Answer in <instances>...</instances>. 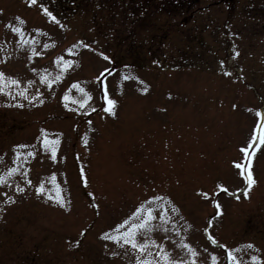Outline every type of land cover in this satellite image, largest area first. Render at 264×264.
I'll use <instances>...</instances> for the list:
<instances>
[{"label":"rangeland","instance_id":"374dc122","mask_svg":"<svg viewBox=\"0 0 264 264\" xmlns=\"http://www.w3.org/2000/svg\"><path fill=\"white\" fill-rule=\"evenodd\" d=\"M258 12L254 44L236 63L221 60L236 51L221 49L219 35L203 28L201 45L175 56L169 50L174 62L158 66L146 64L139 48L126 53L111 48L108 35L85 31L88 20L78 18V32L66 28L74 18L54 29L37 3L0 0V264H163L162 252L180 264H213V257L230 264L229 251L238 264H254L253 256L264 264L260 133L249 148L251 188L236 166L247 165L241 149L261 119L257 111L264 113ZM197 13L189 21L202 27L207 12ZM213 26L221 31L219 18ZM57 57L72 63L62 70ZM105 95L116 102L112 112L105 111ZM45 136L57 141L55 157ZM148 208V228L135 237L148 242L143 252L106 238L139 223Z\"/></svg>","mask_w":264,"mask_h":264},{"label":"flooded vegetation","instance_id":"af4514ba","mask_svg":"<svg viewBox=\"0 0 264 264\" xmlns=\"http://www.w3.org/2000/svg\"><path fill=\"white\" fill-rule=\"evenodd\" d=\"M257 1L264 5V0ZM37 4L48 8L55 16L53 21L46 15L54 23L50 24L52 28L62 30L63 24L74 18V25L67 24L66 28L78 32V18L80 21L88 20L85 31L93 27L102 38L108 35L111 48L126 53L141 49L144 53L142 60L151 65L174 62L173 57H167L169 50H176L173 56L180 49L191 50L196 44L201 45L197 35L203 28L211 35H219L221 49L236 51V57L221 60L236 63L241 51L251 49L254 44L259 28V9L264 15L263 6L256 4L255 0H38ZM212 9L219 15H211ZM201 10L207 12L206 20L201 22L202 27H197V21L189 19H198L197 12ZM216 17L220 21V32L214 31ZM139 32L144 34L143 39L132 37ZM92 38L97 36L93 34ZM179 38L180 41L175 42ZM146 41V48L142 49L140 46ZM188 57L193 58L186 56L183 61Z\"/></svg>","mask_w":264,"mask_h":264},{"label":"snow or ice","instance_id":"6c2138e0","mask_svg":"<svg viewBox=\"0 0 264 264\" xmlns=\"http://www.w3.org/2000/svg\"><path fill=\"white\" fill-rule=\"evenodd\" d=\"M38 2V0H28V4L29 6L33 5V4H36ZM41 9L42 11L50 18L52 19L53 21H55V16L53 15V13L46 7H43V5H41ZM17 21H19L20 24H23L24 21L22 20L21 17H16L15 18ZM6 27H11V30L14 32V33H17V34H23L22 33V28L19 27V26H15L13 27L11 24L9 25H6ZM37 31H40L39 29H37ZM47 46V45H46ZM86 46V45H85ZM76 47V45H73V48ZM69 52L72 51V49H68ZM57 62L60 64V67L61 69L63 70L64 68H66L67 66H70L71 65V61H66V60H63L62 57H57ZM103 75V74H101ZM59 78V77H57ZM100 77H97V79H99ZM127 78V77H125ZM41 79L43 80L44 77H41ZM4 80H5V76H4V73H0V84H3L4 83ZM9 82L12 83V84H16L17 81L14 80V79H11L9 78ZM81 92H83L84 90L81 88L79 89ZM0 91H4L3 87H0ZM144 91H146V89H144ZM21 96H24L25 93L23 91H21L19 93ZM65 100L69 99V97L66 95L64 97ZM105 100H106V107H105V111L107 112H112L113 111V106L115 105V101L112 100V99H109L107 97V95H105ZM257 116H259L261 119L258 121V126L256 129H254L253 131V134H252V138L251 140L249 141V144H248V147H243L241 149V151L244 153V159L247 161V165L245 164H241V163H237L236 166L241 169L240 171V175L243 177L244 179V183L247 185V188H251V186L255 183V179H254V176L252 174V171H251V154L249 153V148L252 147V141L256 140L257 139V134L260 133V136H259V139H260V142L261 143H264V113L260 112V111H257ZM42 133H43V130H42ZM44 143V146L45 147H50V150L52 151V154H53V157H55V152H56V144H57V141H52V140H49L46 136H45V139L43 141ZM259 145H257L258 147ZM18 147H25L23 145L21 146H18ZM28 155H34L33 153H28ZM16 169L14 168H11L8 170L9 174L15 172ZM4 180V177L3 176H0V183H2ZM224 186L223 185H218V188H223ZM247 188L245 189V196H247ZM20 191H23V189H19ZM226 190V189H225ZM44 191V188H43V185L39 186L37 188V192L40 193ZM204 196L207 197L208 196V193H204ZM55 199L57 201H60L62 203V198L60 197L59 193H57V196L55 197ZM153 200H159L160 197H153L152 198ZM214 204H216V207L219 209V204L216 203L215 201H213ZM145 206L142 204L140 207H138L136 209V212L133 213V216H137V214L141 213L142 210H144ZM151 212H152V209L151 208H148L145 212V214L143 215V218L140 219L139 223H133L131 225L130 228H128L126 231L124 232H119L118 230L116 231V233L112 236H107V234H105L106 238L108 239H112V240H115L117 242H120V241H123V243L125 244H130L133 248H137L139 249L140 251H144L148 245V242L145 241L144 243H139L135 237L137 235V230H140V229H147L148 228V221H150L152 219V215H151ZM217 215H219V212H217ZM131 219V218H130ZM161 219L163 220L164 217L161 216ZM129 223V220H125L123 222V224H128ZM123 227V225H118L117 226V229ZM207 231V230H205ZM209 239L211 240L212 243H216L215 239L212 238L211 236H209ZM153 244L155 243L154 241L152 242ZM162 247V246H161ZM183 247L187 248L189 254L191 256H195L196 253L195 251L188 245H183ZM248 247H252L251 244L248 245ZM161 259L163 261V264H180V262L178 261H175V260H171L168 256V254L166 252H162L161 254ZM228 260L230 261V264H238V261L236 260L235 256L233 255V253L231 251L228 252ZM254 262V264H256V261L258 260L257 257L253 256L251 258ZM137 264H151V261L149 260H143V261H140L138 260L137 261ZM213 264H215V257H213Z\"/></svg>","mask_w":264,"mask_h":264}]
</instances>
